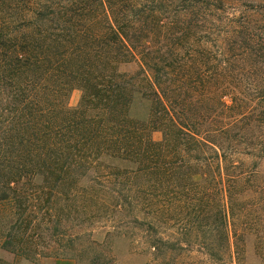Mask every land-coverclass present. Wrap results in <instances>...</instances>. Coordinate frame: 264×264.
<instances>
[{
  "label": "trees",
  "instance_id": "obj_1",
  "mask_svg": "<svg viewBox=\"0 0 264 264\" xmlns=\"http://www.w3.org/2000/svg\"><path fill=\"white\" fill-rule=\"evenodd\" d=\"M263 159L264 0H0V249L15 261L110 264L129 228L161 254L173 225L221 264H245L255 231L264 259ZM101 219L104 242L85 235Z\"/></svg>",
  "mask_w": 264,
  "mask_h": 264
},
{
  "label": "rangeland",
  "instance_id": "obj_2",
  "mask_svg": "<svg viewBox=\"0 0 264 264\" xmlns=\"http://www.w3.org/2000/svg\"><path fill=\"white\" fill-rule=\"evenodd\" d=\"M139 68L140 67L137 61L124 63L121 65V70L125 72L135 73L137 70H139ZM80 98L81 91L78 88L73 89L69 95V105L72 107L77 106ZM148 108L149 102L143 99L140 95H137L132 105L131 114L136 118L145 119L148 115ZM155 137L159 138V133H155ZM246 161L250 163L251 159H246ZM257 170L260 173V177L263 179L264 159L260 162ZM106 224L109 225L110 222L102 219L98 222H95L93 225L89 224V226H87L88 228L86 230L87 232H85V235L93 231L92 238L104 242L107 236L106 229L103 226ZM254 232L249 233L246 240L245 264H264V259L258 252L259 250L261 251V249L257 245V237L256 233ZM182 233L183 231H181L180 227L177 225H173L168 228L165 233H161L160 235L171 243L172 249L164 251V253L157 254L156 250L149 248L148 245L146 246L144 244L142 231L130 228L128 230H124L117 236H114L113 241L110 238V242H108V247L111 249L112 253L111 255H113V261H111L110 264H113L114 261L116 264H221L211 258L201 247L198 238L199 234L196 230L189 235ZM105 244L107 245V243ZM0 256L12 264H41V260L45 259L38 258V260L35 262L27 259L15 261L13 254L1 249ZM49 258L70 260L75 264H78L76 260L71 258ZM82 264H87V262Z\"/></svg>",
  "mask_w": 264,
  "mask_h": 264
},
{
  "label": "crops",
  "instance_id": "obj_3",
  "mask_svg": "<svg viewBox=\"0 0 264 264\" xmlns=\"http://www.w3.org/2000/svg\"><path fill=\"white\" fill-rule=\"evenodd\" d=\"M41 264H75V263L73 261H70V260L45 258V259L41 260Z\"/></svg>",
  "mask_w": 264,
  "mask_h": 264
}]
</instances>
